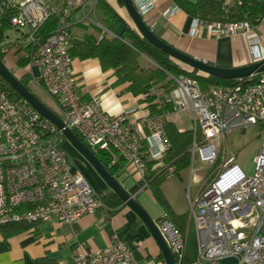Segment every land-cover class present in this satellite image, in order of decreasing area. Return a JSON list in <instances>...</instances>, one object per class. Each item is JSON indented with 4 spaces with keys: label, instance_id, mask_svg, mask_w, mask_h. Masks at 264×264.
I'll list each match as a JSON object with an SVG mask.
<instances>
[{
    "label": "built area",
    "instance_id": "2783aa9c",
    "mask_svg": "<svg viewBox=\"0 0 264 264\" xmlns=\"http://www.w3.org/2000/svg\"><path fill=\"white\" fill-rule=\"evenodd\" d=\"M97 0H6L15 14L11 24L26 29L30 44L28 69L33 81L56 100L64 124L93 149L116 151L125 162L127 174L140 181L136 192L147 187L146 165L162 158L169 146L164 127L169 115L192 114L193 139L188 147L190 176L195 161L204 164L208 174L196 197H188L195 253L188 260L187 236L163 214L156 220L175 264H264V76L245 84H210L205 90L190 76L168 77L172 88L152 85L149 96L159 112L140 108L111 115L97 93L77 90L70 54V17L74 10L81 21L99 24L95 15ZM144 17L154 0H133ZM176 7V6H175ZM177 8V7H176ZM55 27L43 39L39 27L48 19ZM207 26L219 35L235 36L249 31L248 21L203 22L191 18L190 32ZM259 40L250 41L256 60ZM4 51V49H2ZM167 107V109H165ZM259 126L260 145L247 170L237 154H222L226 134ZM197 133H199L197 138ZM62 130L44 118L25 100L11 99L0 90V226L11 223L35 224L57 221L72 224L83 215L106 208L100 194L71 165L63 146ZM173 174V169H168ZM71 264H137L132 250L116 235L104 248L80 251Z\"/></svg>",
    "mask_w": 264,
    "mask_h": 264
},
{
    "label": "crops",
    "instance_id": "0c3cea01",
    "mask_svg": "<svg viewBox=\"0 0 264 264\" xmlns=\"http://www.w3.org/2000/svg\"><path fill=\"white\" fill-rule=\"evenodd\" d=\"M105 1L119 14H123V9L119 7L116 0ZM154 3V7L144 15L146 24L157 36L184 53L212 65L237 67L256 60L250 49V41L253 38H258L260 59H264V17L258 25L253 26L249 31L235 36L219 35L207 26H203L195 34H191V17L181 9L176 8L171 0H154ZM98 15L99 13L96 11V17ZM77 16H80V13L78 10H74L70 17L72 38L75 40H81L87 36L99 39L104 31H107V34L111 36L116 33L108 31L99 20V24H96L98 26L97 31L91 27H75L77 23L82 22L81 19L74 22L78 18ZM14 46L12 51L16 63L24 51L18 54L15 48L24 45L20 42L15 43ZM143 59L150 61L146 56H143ZM72 67L78 77L79 86L77 90L80 92L86 90L83 93L84 99L89 96V92L97 93L100 96L102 107L111 115H118L133 108L136 110L140 108L136 115L143 112L151 113V110L144 106L143 98L127 91L125 84L114 85L115 77L112 75V70H102L97 58L79 59L74 57ZM27 72H29L28 67L21 68L15 75L18 77ZM29 86L51 109L59 110L56 100L49 96L39 83L30 81ZM167 121L172 122L179 131L193 129L190 112L169 115ZM258 129L259 126L256 125L249 130L226 134L221 141V153H235L238 157V153L243 149L248 156L252 157L260 145ZM63 146L71 159L72 168L78 170L96 191L106 193L110 190L95 169L78 151L67 141H63ZM234 148L239 149V151L234 150ZM238 160L241 161L240 158ZM189 166L179 172V175L166 173L160 184V189L173 213L187 216L186 228L191 226L188 218V197L191 199L196 197L206 178H197L196 182L193 179L198 170L206 169L204 164L201 168H196L194 163L196 172L191 176ZM185 180L188 182L187 189L184 188ZM137 181L136 175L126 173L125 162L123 161L119 182L129 193L134 194V199L153 219L157 220L163 213L162 207L156 201L148 185L141 191L132 193L131 189ZM193 181L195 183L194 188L192 187ZM168 183L174 188L172 190L176 194V201L171 199L173 193L170 196L165 194V187L168 186ZM151 210L155 211L156 214L152 215ZM112 235H116L128 245L137 264H141L144 258H150L149 260L152 259L157 264H164L161 252L145 225L123 203L114 209L106 207L98 209L94 215H83L72 224H63L57 221L37 223L7 239L3 237L0 231V264H71L72 258L78 252L107 246Z\"/></svg>",
    "mask_w": 264,
    "mask_h": 264
},
{
    "label": "trees",
    "instance_id": "16d2710c",
    "mask_svg": "<svg viewBox=\"0 0 264 264\" xmlns=\"http://www.w3.org/2000/svg\"><path fill=\"white\" fill-rule=\"evenodd\" d=\"M171 1L177 8L184 11L191 18H198L206 23L214 21L237 22L245 20L253 26H256L264 17V0ZM116 2L119 7L123 9L122 15L105 0H97L96 3V11L99 13L97 19L108 31L116 33L111 36L107 34V31H104L99 39L93 36H87L81 40L72 39L70 54L73 58L76 57L79 59L97 58L102 70H112V75L115 77L114 85L118 86L125 84L127 91L135 96L143 98L144 106L149 108L152 114L159 111L152 103V98L148 94L149 89L152 85L156 84L172 88L173 82L168 77V74L176 77L180 75L190 76L197 81L198 85L203 90L210 84L234 85L236 83L237 79L221 80L211 75L203 74L153 47L140 35L126 12L122 1L116 0ZM14 14L15 10L13 7L5 5L0 6V42H5V40L8 39V37L5 36V32L8 27H14L11 24V18ZM54 27L55 19L50 18L45 21L37 31L43 39H46ZM14 44L15 43L10 42L9 47H15ZM15 49L18 54L24 51V54L16 60V64L21 68L28 67L30 44L27 43L25 46H16ZM5 53L6 51H2V48H0V59L3 61H5ZM143 56H146L150 60L147 64H142L140 62ZM263 76L264 73L253 75L250 78H246L244 83H253ZM18 77L22 84L32 91L29 82L33 80L29 72L23 73ZM0 90L5 92L11 99L24 100L1 76ZM54 111L61 117L59 110ZM164 130L169 140V146L162 158L163 164L160 165L157 161L147 162L146 175L144 178L147 181V185L151 188L156 201L163 207V216L168 218L181 232L185 233L188 229L187 255L189 260L193 259L195 253V240L192 226L186 228L187 216L185 214L177 215L173 213L160 189V184L162 182V177L168 173L169 168L173 169L174 174L179 175V172L189 166L190 158L188 147L193 139V130L179 131L177 127L169 121L165 122ZM198 135L199 133H197V138ZM63 141H65L64 136H62V142ZM94 154L108 172L119 181L124 161L122 157L113 149H95ZM139 184L140 181L135 183V186L131 189L132 193H136ZM99 194L106 207L110 209H114L123 203L111 189L106 193L100 192ZM35 224H26L22 222L11 223L0 226V230L3 237L7 239L12 235L27 230L29 226Z\"/></svg>",
    "mask_w": 264,
    "mask_h": 264
},
{
    "label": "water",
    "instance_id": "95a60500",
    "mask_svg": "<svg viewBox=\"0 0 264 264\" xmlns=\"http://www.w3.org/2000/svg\"><path fill=\"white\" fill-rule=\"evenodd\" d=\"M123 6L132 20L134 26L140 35L156 49L166 53L179 62L196 69L197 71L211 75L221 80L246 79L253 75L264 73V59H258L245 65L237 67H222L207 63L202 59L192 57L172 44H169L162 38L158 37L146 24L144 17L138 12L133 0H121ZM0 76L8 82L11 87L38 113L44 118L51 121L60 130L70 145L78 151L86 161L95 169L98 175L103 179L106 185L119 197V199L128 206L145 225L153 239L155 240L164 264H175L173 254L161 235L156 220L134 199V194L128 192L121 183L111 175L108 170L98 160L94 151L89 148L71 129H69L62 119L46 105L37 95H35L27 86L23 85L19 77L12 73L3 60L0 59Z\"/></svg>",
    "mask_w": 264,
    "mask_h": 264
},
{
    "label": "rangeland",
    "instance_id": "374dc122",
    "mask_svg": "<svg viewBox=\"0 0 264 264\" xmlns=\"http://www.w3.org/2000/svg\"><path fill=\"white\" fill-rule=\"evenodd\" d=\"M77 17L78 18H76L74 20V22H76L77 20L79 21V19H81L80 16H77ZM90 18L95 20V21L96 20L98 21V19L96 17V14L95 15L92 14ZM75 27H82V28L83 27H91L92 29H94L96 31L98 30V26L95 23H93V22L87 23V22H83L82 21L80 23H77L75 25ZM25 33H26V29L21 28V29L18 30L15 27H8L6 29V32H5V36L8 37V39H6L5 42L4 41L0 42V48L4 49L6 51L5 56H4V59H5L4 63L6 64V66L10 67V70L14 74L17 73L18 70H21V67H19L15 63V57L13 56V51H12L13 47H9L10 46V42H13V43H20L21 42V44L25 46L27 44V41L25 40ZM140 62L142 64H147L148 60L141 58ZM10 63H12V64L10 65ZM65 141H67V140L65 139ZM229 144H230V142H229ZM234 150H238L239 151V149H237V148H234ZM238 158H240V160H241L240 163L247 170H251V168H252L251 156H248V154H246V152H244L243 149H241L240 152L238 153ZM202 166H203V164H201L199 161L195 162V167L196 168H201ZM204 167H205V165H204ZM205 168L207 169V167H205ZM206 169H204L202 171L198 170V172L194 175V178H193L195 182H196L197 178L201 177L202 179H204V177L207 176L209 169H207V171H206ZM194 181H193V185H192L193 188L195 186ZM187 187H188V182H187V180H185L184 188L187 189ZM165 188H166L165 189V194L167 196H170V194L173 193L172 189H174V188L169 183H168V186L165 187ZM175 197H176V194L173 193V195L171 196V199L175 200ZM159 209H161V208H159ZM162 209H163V207H162ZM151 214L154 215L156 213H155V211L151 210ZM147 259L144 258V260L141 262V264H157L154 260H152V259L149 260L150 258H147ZM224 264H236V261L233 258H230V259H227L224 262Z\"/></svg>",
    "mask_w": 264,
    "mask_h": 264
},
{
    "label": "flooded vegetation",
    "instance_id": "af4514ba",
    "mask_svg": "<svg viewBox=\"0 0 264 264\" xmlns=\"http://www.w3.org/2000/svg\"><path fill=\"white\" fill-rule=\"evenodd\" d=\"M6 0H0V6L5 4Z\"/></svg>",
    "mask_w": 264,
    "mask_h": 264
}]
</instances>
